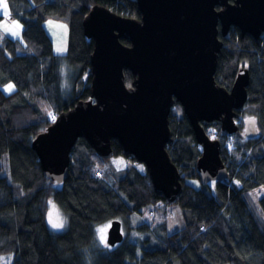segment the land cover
Here are the masks:
<instances>
[{
	"label": "trees",
	"instance_id": "16d2710c",
	"mask_svg": "<svg viewBox=\"0 0 264 264\" xmlns=\"http://www.w3.org/2000/svg\"><path fill=\"white\" fill-rule=\"evenodd\" d=\"M7 2V17L19 22L22 33L18 38L3 37L5 17L0 16V86H16L11 94L0 88V258L12 257L11 264H264V37L243 36L234 28L221 38L216 81L231 90L240 69H249L248 101L238 113L247 111L258 130L254 138H230L222 135L219 122L202 124L221 141L229 179L202 183L197 173L202 150L183 107L174 108L173 143L167 150L182 175L183 192L170 203L156 193L148 172L140 171L137 160L125 156L116 140L112 158L125 157L129 163L121 171H111L113 184L104 171L105 161L111 159L98 155L86 140L80 139L71 152L69 174L62 183L45 176L32 147L56 121L49 112L57 119L91 99L95 45L85 35L87 15L101 5L141 19L137 0ZM49 17L68 23L65 55L55 54L44 26ZM65 65L70 88L62 82ZM133 79L127 71V84L131 86ZM50 201L68 217L62 233L48 226ZM159 201L179 204L184 219L180 231L167 235L164 226L133 225L134 215ZM115 221L122 223L125 240L106 247L97 229Z\"/></svg>",
	"mask_w": 264,
	"mask_h": 264
},
{
	"label": "water",
	"instance_id": "95a60500",
	"mask_svg": "<svg viewBox=\"0 0 264 264\" xmlns=\"http://www.w3.org/2000/svg\"><path fill=\"white\" fill-rule=\"evenodd\" d=\"M141 19L119 15L101 5L85 18V35L94 41L91 99L61 114L32 147L47 178L62 183L80 139L103 158L114 156L113 141L125 156L147 168L154 190L175 203L183 192L182 175L168 153L173 143L170 117L183 107L202 150L197 173L204 185L230 178L220 140L203 123L219 122L223 136L254 138L237 121L248 101L250 71L240 69L231 90L216 81L221 38L237 28L243 36L264 35V0H137ZM223 9L218 11L217 7ZM221 25V28L219 26ZM122 40H128L126 45ZM133 82L127 84L126 72ZM115 221L108 242L125 240Z\"/></svg>",
	"mask_w": 264,
	"mask_h": 264
},
{
	"label": "rangeland",
	"instance_id": "374dc122",
	"mask_svg": "<svg viewBox=\"0 0 264 264\" xmlns=\"http://www.w3.org/2000/svg\"><path fill=\"white\" fill-rule=\"evenodd\" d=\"M5 2L8 5V13L10 14L11 10L9 8V4H8L7 0H5ZM3 11H4L3 8L0 7V16L5 17L4 19L6 20L7 16L3 15ZM14 22L19 24L18 21H14ZM5 25L10 29V31H5ZM44 26H45V29L47 30V33L49 34V36L53 40L55 54L59 55V56L65 55L67 53V48L69 45V26H68V23L60 21L55 17H49L45 21ZM2 28L5 32H7L10 35L9 38L12 37V39L18 38L17 36L21 35L20 31L22 33L21 27L18 29L14 28L13 24H11V22H9V21L2 23ZM13 31L18 32L19 34L18 35H12ZM3 37H7V36H3ZM58 48H63L64 51L58 52L57 51ZM69 71H70L69 68L65 65L64 69H63V73H62L63 74L62 82H63V86L65 88H70V86H71V83L69 80V77H70ZM10 84L14 86L11 91L7 90V86L9 84L4 86V87L0 86V88L6 94H11L12 92L15 91L16 86L13 83H10ZM243 114H244V116H249L247 111H244ZM230 138H231V136H230ZM121 158L124 161H126L127 164L129 163V161L125 157L110 158L111 160L105 161V166H107V167L104 168V171L107 173V180L109 182H111L112 184H113L114 178L111 176V171L112 170L121 171L127 167V166H125V167H122L120 170H117L116 166L112 163L113 160H119ZM138 165L142 166L143 171L141 170V167H138ZM138 165H137V167L140 169V171H142L143 173L147 172V168L145 165L140 164V163ZM97 176L102 177V175H99V174ZM188 182L192 185H195V186L198 184V182L193 180V179H189ZM53 205H55V211L59 213L60 218L64 221V227L61 229L53 228L52 225L49 223V219L47 216L48 226H49L51 231H53L55 233H62L67 229L68 217L62 211L61 207L54 201L49 202L48 214H49V212H53ZM151 212H153V214H151ZM132 223L134 226H136L138 224H143V223H149L153 227L164 226L165 230L167 231L166 234L170 235V234H173V233L180 231L183 228L184 219H183L182 210H181V207L179 206V204H167L163 201H159L156 204L145 208L143 210L142 214L134 215L132 217ZM109 228L107 229V232L105 233L107 243H108V233L110 230ZM9 258H10V262H9ZM11 263H12V257H4L3 262L1 264H11Z\"/></svg>",
	"mask_w": 264,
	"mask_h": 264
},
{
	"label": "snow or ice",
	"instance_id": "6c2138e0",
	"mask_svg": "<svg viewBox=\"0 0 264 264\" xmlns=\"http://www.w3.org/2000/svg\"><path fill=\"white\" fill-rule=\"evenodd\" d=\"M0 7H2L3 10H4V11H3V15H4V16H8V15H9V13H8V5H7V3L5 2V0H0ZM13 27L18 29V28H20L21 26H20L18 23L14 22V23H13ZM5 31H10V29H9L6 25H5ZM18 34H19V33L16 32V31H13V32H12V35H18ZM2 38H3V37H0V39H2ZM57 51H58V52H62V51H64V49H63V48H58ZM13 87H14L13 85L9 84V85L7 86V90H8V91H11V90L13 89ZM48 115L50 116V118L52 119V121H55V120H56V116H55L52 112H49ZM248 122H249L250 124H254V123H255L254 120H251V119H250ZM247 131H248V129L246 128V129H245V132L247 133ZM213 138H215V137H213ZM112 163L116 166L117 170H120L122 167L127 166V162L124 161L122 158L119 159V160H113ZM105 167H107V166H105ZM138 167H141V170L143 171L142 166H139V165H138ZM214 183H215V182H213V184H214ZM237 183H239V182L237 181ZM48 219H49V223L52 225L53 228L61 229V228L64 227V221L60 218L59 213L55 211V205H53V212H49V214H48ZM110 226H111V225L109 224V225H105V226L100 227V228L97 229V233L99 234V239H100L102 242L105 243V246H106V247H107L108 245H107V241H106L105 233L107 232V229H108ZM2 259H3V258H0V260H2ZM9 262H10V258H9Z\"/></svg>",
	"mask_w": 264,
	"mask_h": 264
},
{
	"label": "flooded vegetation",
	"instance_id": "af4514ba",
	"mask_svg": "<svg viewBox=\"0 0 264 264\" xmlns=\"http://www.w3.org/2000/svg\"><path fill=\"white\" fill-rule=\"evenodd\" d=\"M229 4H235V0H229ZM223 9V7L222 6H218L217 7V10L218 11H220V10H222ZM219 28H221V25L219 26ZM232 29H234V28H232ZM231 29V30H232ZM231 32V31H230ZM230 32H229V34H230ZM228 34V35H229ZM263 37H264V35H263ZM241 121H240V126H241V131L243 132V133H245V129H246V121L248 120V119H251L250 117H248V116H244V114L242 113V114H240V118H239ZM238 119V120H239ZM237 120V121H238Z\"/></svg>",
	"mask_w": 264,
	"mask_h": 264
},
{
	"label": "crops",
	"instance_id": "0c3cea01",
	"mask_svg": "<svg viewBox=\"0 0 264 264\" xmlns=\"http://www.w3.org/2000/svg\"><path fill=\"white\" fill-rule=\"evenodd\" d=\"M7 21L11 22V17H10V18H9V17H6V20L3 21V23H5V22H7ZM11 24H13V22H12ZM1 28H2V23H1ZM2 30H3V28H2ZM20 34H21V31H20ZM3 35H4V36H7V37H10V35H9L7 32H5L4 30H3ZM11 38H12V37H11Z\"/></svg>",
	"mask_w": 264,
	"mask_h": 264
},
{
	"label": "built area",
	"instance_id": "2783aa9c",
	"mask_svg": "<svg viewBox=\"0 0 264 264\" xmlns=\"http://www.w3.org/2000/svg\"><path fill=\"white\" fill-rule=\"evenodd\" d=\"M211 135L213 134V132L210 133Z\"/></svg>",
	"mask_w": 264,
	"mask_h": 264
}]
</instances>
